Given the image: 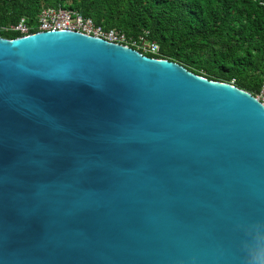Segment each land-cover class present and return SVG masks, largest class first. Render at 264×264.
Returning a JSON list of instances; mask_svg holds the SVG:
<instances>
[{
  "label": "water",
  "instance_id": "1",
  "mask_svg": "<svg viewBox=\"0 0 264 264\" xmlns=\"http://www.w3.org/2000/svg\"><path fill=\"white\" fill-rule=\"evenodd\" d=\"M0 264H264V105L80 32L0 37Z\"/></svg>",
  "mask_w": 264,
  "mask_h": 264
},
{
  "label": "trees",
  "instance_id": "2",
  "mask_svg": "<svg viewBox=\"0 0 264 264\" xmlns=\"http://www.w3.org/2000/svg\"><path fill=\"white\" fill-rule=\"evenodd\" d=\"M64 7L103 29L157 43L150 57L175 62L209 80L252 95L264 78V0H0V37L12 39L44 7ZM36 28H31L30 33Z\"/></svg>",
  "mask_w": 264,
  "mask_h": 264
},
{
  "label": "built area",
  "instance_id": "3",
  "mask_svg": "<svg viewBox=\"0 0 264 264\" xmlns=\"http://www.w3.org/2000/svg\"><path fill=\"white\" fill-rule=\"evenodd\" d=\"M31 28H36L33 33L50 30L76 31L133 48L144 55L156 56L159 54L157 43L148 39L146 31L136 38L126 37L118 30L103 29L101 26L94 24L90 18L83 17L75 11L60 6L41 8L34 23L30 26L27 25L24 18H21L15 26L11 27L13 31L20 33L19 37L32 34L29 32ZM254 96L264 105V78L258 93Z\"/></svg>",
  "mask_w": 264,
  "mask_h": 264
}]
</instances>
